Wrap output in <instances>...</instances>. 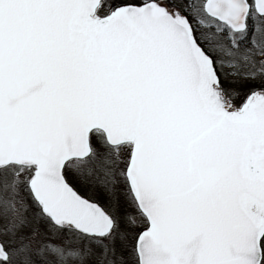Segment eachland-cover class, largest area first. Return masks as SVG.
Instances as JSON below:
<instances>
[{"label": "snow or ice", "instance_id": "snow-or-ice-1", "mask_svg": "<svg viewBox=\"0 0 264 264\" xmlns=\"http://www.w3.org/2000/svg\"><path fill=\"white\" fill-rule=\"evenodd\" d=\"M0 264H264V0H0Z\"/></svg>", "mask_w": 264, "mask_h": 264}]
</instances>
